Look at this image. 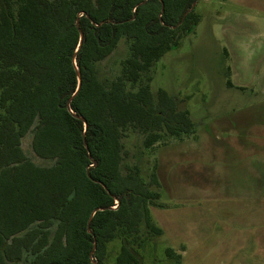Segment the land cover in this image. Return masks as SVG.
<instances>
[{"label": "trees", "instance_id": "16d2710c", "mask_svg": "<svg viewBox=\"0 0 264 264\" xmlns=\"http://www.w3.org/2000/svg\"><path fill=\"white\" fill-rule=\"evenodd\" d=\"M195 1L0 0V264H106L115 239L114 264H143L163 232L158 160L146 179L124 139L138 131L153 151L196 132L178 96L151 90L154 65L201 22ZM123 38L129 55L104 83L98 63ZM28 134L49 164L26 154Z\"/></svg>", "mask_w": 264, "mask_h": 264}, {"label": "rangeland", "instance_id": "374dc122", "mask_svg": "<svg viewBox=\"0 0 264 264\" xmlns=\"http://www.w3.org/2000/svg\"><path fill=\"white\" fill-rule=\"evenodd\" d=\"M196 11L201 22L154 65L151 82L152 92L164 88L182 100L180 107L189 110L196 132L158 143L153 151L143 147L138 131H128L124 139L129 151L125 165L139 164L146 179L158 160L161 197L156 203L164 207L151 205L150 210L163 232L140 249L143 264H179L166 248L181 254L182 228L214 215L219 177L234 184L238 194H253L254 214H264V0H241L234 7L221 0H198ZM128 55L123 38L98 63L100 79L110 83ZM22 146L36 163L49 164L35 156L30 134ZM119 249V239L109 243L106 264L115 263ZM198 258L193 255L190 261ZM211 258L208 254L205 261Z\"/></svg>", "mask_w": 264, "mask_h": 264}, {"label": "crops", "instance_id": "0c3cea01", "mask_svg": "<svg viewBox=\"0 0 264 264\" xmlns=\"http://www.w3.org/2000/svg\"><path fill=\"white\" fill-rule=\"evenodd\" d=\"M225 3L240 6L241 0ZM218 179L214 190L220 196L214 195V215L182 228L181 264H264V214H254L253 194L247 190L238 194L240 190L234 191V184ZM208 254L214 258L209 262L205 261ZM193 255L199 256L197 261H190Z\"/></svg>", "mask_w": 264, "mask_h": 264}, {"label": "water", "instance_id": "95a60500", "mask_svg": "<svg viewBox=\"0 0 264 264\" xmlns=\"http://www.w3.org/2000/svg\"><path fill=\"white\" fill-rule=\"evenodd\" d=\"M197 3H198V0L195 1V2H193L192 7L190 8V10H188V12L191 11L193 8H195L196 5H197ZM163 9H164V6H163ZM188 12H186V14H187ZM81 38H82V34H81ZM80 44H81V40H80L79 45H80ZM76 52H77V51H76ZM76 52H75V57H76ZM75 57H74V58H75ZM74 62H75V59H74ZM76 68H77V66H76ZM77 73H78V78H79V85H78V88H77L76 92H75V93L73 94V96H71V98L68 100V108H69L70 110H71L70 103H71V101L73 100L74 96H75V95L77 94V92L79 91L80 86H81V76H80V72L77 71ZM95 164H96V162H95L93 165H95ZM101 209H103V208H101ZM97 210H98V209H95V210L91 213V216H90V218H89V222H88V227H89V224H90L91 219L93 218V216H94V214H95V212H96Z\"/></svg>", "mask_w": 264, "mask_h": 264}]
</instances>
